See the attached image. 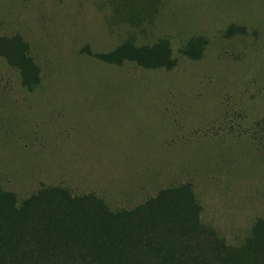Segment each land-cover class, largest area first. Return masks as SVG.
<instances>
[{
    "label": "rangeland",
    "instance_id": "1",
    "mask_svg": "<svg viewBox=\"0 0 264 264\" xmlns=\"http://www.w3.org/2000/svg\"><path fill=\"white\" fill-rule=\"evenodd\" d=\"M10 41L3 190L61 185L118 209L189 181L230 245L264 218V0H0Z\"/></svg>",
    "mask_w": 264,
    "mask_h": 264
},
{
    "label": "trees",
    "instance_id": "2",
    "mask_svg": "<svg viewBox=\"0 0 264 264\" xmlns=\"http://www.w3.org/2000/svg\"><path fill=\"white\" fill-rule=\"evenodd\" d=\"M122 48L105 60L117 62ZM0 51L10 60L19 54L13 41ZM0 264H264V218L230 245L202 221L189 181L118 209L61 185L21 199L0 187Z\"/></svg>",
    "mask_w": 264,
    "mask_h": 264
}]
</instances>
